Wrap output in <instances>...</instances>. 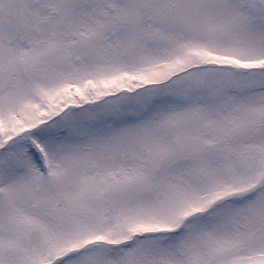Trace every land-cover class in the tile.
Returning a JSON list of instances; mask_svg holds the SVG:
<instances>
[{
    "label": "snow or ice",
    "instance_id": "snow-or-ice-1",
    "mask_svg": "<svg viewBox=\"0 0 264 264\" xmlns=\"http://www.w3.org/2000/svg\"><path fill=\"white\" fill-rule=\"evenodd\" d=\"M0 264H264V0H0Z\"/></svg>",
    "mask_w": 264,
    "mask_h": 264
}]
</instances>
